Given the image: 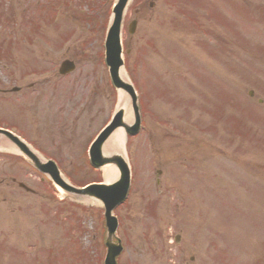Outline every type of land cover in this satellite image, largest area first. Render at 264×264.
I'll return each instance as SVG.
<instances>
[{
  "label": "rangeland",
  "instance_id": "374dc122",
  "mask_svg": "<svg viewBox=\"0 0 264 264\" xmlns=\"http://www.w3.org/2000/svg\"><path fill=\"white\" fill-rule=\"evenodd\" d=\"M62 1L0 0V12L8 14L0 18V42L17 54L14 68L26 63L38 68L34 81L42 83V72L50 71L44 79L61 83L65 111L71 116L77 103L97 105L82 117L86 120L98 111L97 118L75 135H55L57 148L51 139L54 132L48 145L47 141L42 145V138L38 141L47 152L49 145L53 147V156L67 170L76 165L69 177L77 184L103 179L102 170L85 163L84 151L116 106L117 93L103 54L115 0H70L79 7L77 12L67 6L69 0ZM96 2L97 15L83 14ZM150 2L155 5L149 6ZM56 4L63 9L60 23L44 25L49 20L46 14L54 12L48 7ZM135 8L140 9L136 15ZM134 18L138 25L131 35L127 28ZM31 24H36L33 36L42 41L23 48L12 44L17 30L25 29V37ZM122 38L125 50H130L124 54L126 66L139 71L133 74L145 112L142 132L126 142L134 178L127 201L114 211L119 219L117 236L124 246L118 264H172L167 261V247L171 254L181 248L176 234L182 241L194 242L202 216L211 232L200 249L202 259L195 264H264V103L256 102L259 97L264 100V0H134ZM218 45L222 49L216 61L211 51ZM65 59L73 60L76 69L60 76ZM0 63V82L5 83L10 78ZM21 73H16L18 83ZM41 83L37 91L43 95L36 94L45 102L37 112L41 122L47 115L58 119L51 109L57 100L48 104ZM24 102L19 101L26 105L22 109L26 123L10 116L13 110L3 104L0 122L18 129L33 127L37 105ZM254 110L263 113L258 117ZM235 123L238 131L247 132L245 136L234 133ZM24 134L38 138L35 132ZM72 138L73 144L67 146ZM13 176L35 193L20 188L17 180L12 182ZM41 177L11 152H0V264H91L94 245H101L105 236L102 210L87 197L59 193ZM188 209L197 210L195 231L179 217ZM207 223H201L202 230ZM83 246L91 248L92 255ZM189 256L182 253L178 264H186Z\"/></svg>",
  "mask_w": 264,
  "mask_h": 264
},
{
  "label": "water",
  "instance_id": "95a60500",
  "mask_svg": "<svg viewBox=\"0 0 264 264\" xmlns=\"http://www.w3.org/2000/svg\"><path fill=\"white\" fill-rule=\"evenodd\" d=\"M128 0H119L118 4L116 5L115 9H114V13H115V17H114V21L113 24L110 28L109 34H108V39H107V50L108 53L111 52L112 48H118L119 50V31H120V23H121V19H122V14L124 11V8L126 6ZM113 67L112 69V78L113 81L115 83L116 86H121L126 88L130 93L132 92L130 85L123 83L118 75L117 72V65L113 63V65H111ZM137 127V126H136ZM109 132H105L104 133V137L107 136ZM92 154H93V159L94 162L98 165L106 162H118L121 166H123L121 163V159L119 157H113L111 159L108 158H102L101 157V153L99 150V142L95 144L93 150H92ZM103 159V160H102ZM129 187V178H128V173L125 172V174L123 175L122 180L116 184V186H95L93 188H89L88 190H86L85 192L95 195L96 197L100 198L101 200H103L106 203V207H107V212L106 215L107 217H111V210L113 209V207L121 202L127 193ZM96 188V189H95ZM91 189H95L96 192H92ZM82 192V191H81ZM84 191L82 193H85ZM113 221H115V218L113 219ZM116 227V224H115ZM114 226H111V230H110V234H113V230ZM115 255V253H110V256L113 257Z\"/></svg>",
  "mask_w": 264,
  "mask_h": 264
},
{
  "label": "bare ground",
  "instance_id": "6f19581e",
  "mask_svg": "<svg viewBox=\"0 0 264 264\" xmlns=\"http://www.w3.org/2000/svg\"><path fill=\"white\" fill-rule=\"evenodd\" d=\"M119 104L127 108L126 120L130 119L132 117V113L129 107L128 97L123 91H120L119 93ZM125 140L126 138L124 132L121 129L117 130L116 132L113 133V135L110 137V140L106 144L104 149L105 153H110L111 151H117L118 148L123 150ZM2 147L3 146H0V148ZM8 150L15 151V149L11 147H9ZM103 172H104V178L107 182L114 181L119 177V170L116 168V166L113 165L105 166L103 168Z\"/></svg>",
  "mask_w": 264,
  "mask_h": 264
},
{
  "label": "flooded vegetation",
  "instance_id": "af4514ba",
  "mask_svg": "<svg viewBox=\"0 0 264 264\" xmlns=\"http://www.w3.org/2000/svg\"><path fill=\"white\" fill-rule=\"evenodd\" d=\"M8 89H5V88H2L1 86H0V120H1V115H2V113H1V111H2V106H1V104H2V101H1V96H5L6 94H8ZM33 93V92H32ZM11 108L13 109V110H17V108H18V106L16 105V103L14 102V104L13 105H11ZM0 127H1V122H0Z\"/></svg>",
  "mask_w": 264,
  "mask_h": 264
}]
</instances>
